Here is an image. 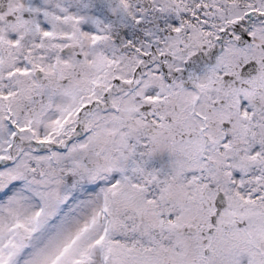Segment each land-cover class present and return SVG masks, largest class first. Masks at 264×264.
I'll list each match as a JSON object with an SVG mask.
<instances>
[{"label": "snow or ice", "instance_id": "obj_1", "mask_svg": "<svg viewBox=\"0 0 264 264\" xmlns=\"http://www.w3.org/2000/svg\"><path fill=\"white\" fill-rule=\"evenodd\" d=\"M0 264H264V0H0Z\"/></svg>", "mask_w": 264, "mask_h": 264}]
</instances>
